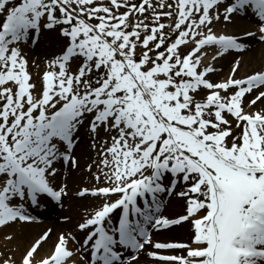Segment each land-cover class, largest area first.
<instances>
[{"label":"rangeland","instance_id":"374dc122","mask_svg":"<svg viewBox=\"0 0 264 264\" xmlns=\"http://www.w3.org/2000/svg\"><path fill=\"white\" fill-rule=\"evenodd\" d=\"M18 1L0 0V146L6 148L0 151V183L34 181L57 192L56 181L65 174L55 172L67 167L66 145L43 135L65 102L77 145L86 132L98 154L81 170L86 179L58 194L63 222L72 221L69 233L96 219L144 179L160 186L153 195L163 197L157 222L174 210L181 217L200 209L202 218L177 217V223L159 230L151 225L153 236L134 264H172L184 256L185 263L242 264L229 233L238 224L246 234L250 220H264L259 215H264V118H255L264 78H255L253 89L218 86L215 77L230 70L236 52L220 49L218 60L202 71L182 45L190 46L217 28L233 35L232 24L238 29L252 21L239 13L223 18L222 8L212 2L194 8L192 0H142L139 6L140 0H61L58 7L55 0ZM178 6L197 19L196 28L190 13ZM256 45H241V57L258 49ZM29 53L43 58L30 61ZM182 69L201 84L189 83L194 80ZM181 77L185 79H177ZM100 95L110 99L101 100ZM204 104L221 111L206 127L200 117ZM256 128L263 140L257 153L250 140ZM167 180L179 181L178 187L168 190ZM218 182L223 190L215 189ZM74 198L88 205L75 220L69 204ZM15 200L0 196L4 222H17ZM180 224L196 228L199 239L186 243L160 237ZM160 252L163 259H155Z\"/></svg>","mask_w":264,"mask_h":264},{"label":"bare ground","instance_id":"6f19581e","mask_svg":"<svg viewBox=\"0 0 264 264\" xmlns=\"http://www.w3.org/2000/svg\"><path fill=\"white\" fill-rule=\"evenodd\" d=\"M249 19L253 21L251 18ZM234 25L235 24H232L234 31L232 32L233 35L231 36H236V39H240V45L246 46L247 49H252L253 45L256 43L254 41V38L250 36L253 31V26H240L237 29V27L234 28ZM53 34L54 33L50 35L48 34V36L52 37ZM218 36L219 33L217 31L212 32L211 37L217 38ZM256 46L255 47L258 49L254 48V51L252 53H249L248 56H237V58H240L239 61L241 63L237 71H234L235 68L233 67V64L237 62V60H235L228 72L220 73L215 77V79H218V81H222L223 79L227 80L228 78H230V76H233L234 78H236V80L242 81L241 83L243 84L250 81V78L252 77H264V43H258ZM47 54L48 53L44 52L43 55ZM43 55L38 54V57H36L33 53H29L30 61H35V59L42 60ZM216 55L217 50L204 51V49L201 48L198 57H202L201 62H211ZM247 73L250 74L248 76H245V74ZM256 106L255 118H264V94L262 95V98L256 101ZM246 120L250 121L248 119ZM258 130V128L254 129L253 132H257L254 135L252 133V136L250 138V140L252 141L253 149L256 153L260 152V143L263 141L262 136L257 134ZM82 134H84L86 139L82 138V144L80 143L79 146H77L74 153L76 165L72 161L68 168L64 171L67 178L64 180L61 179L62 177L57 179L59 185H66L68 189L69 187H74V182L81 181L83 178H85L84 175H80L81 170L84 169V167H87V164L94 163L97 160L98 154L93 152L95 144L89 141L86 132H82ZM112 149L115 150V148ZM145 185L148 187V189L150 188L148 184ZM130 195L131 193H127V197L123 199V203L126 207L130 206L128 203V200L131 197ZM71 201L70 206L73 209L74 215H72V218L75 220L77 219L80 210L82 209L84 211L88 208V205L84 203L85 201L83 199L79 198H74ZM174 202L177 203V206L180 209H183V206L181 205L179 200L175 199ZM174 212V215H172L171 212L168 213V215H171L169 218L161 219L160 225L164 226L170 221H175V219L179 217V215H181L179 213V210H174ZM62 216V211H60L58 207H51L39 215V219L37 218L38 221H35L30 225L14 227L13 225L5 226L1 225L0 223V234L2 233V237L0 238V264H71V261L77 257L76 254H73L74 249L70 250V253L66 254V257H64L63 251L60 248L56 247L59 241L58 238L60 234L66 229L67 231H69V229L72 228L70 227L72 226V221L68 224H65L61 220ZM180 220L182 221L183 219ZM180 225V227L172 229L169 233L163 232L160 237H165L166 240L176 239L175 242L184 241L186 243H192L199 239L196 228L194 229L190 225V227L187 225ZM130 226V223H125L124 225L125 233L128 236H130V233H132ZM261 230L263 229L261 228ZM236 234L238 233H236L235 226H233L229 235L232 237ZM253 234L255 233H251V235ZM242 238L243 239L237 237L232 241L234 246L239 250L243 246V243L245 244L244 237ZM248 244L249 243H246V245ZM155 246H157V244ZM161 256L162 253L160 252L158 253V256L155 255L154 258L160 259ZM183 258H185V256ZM183 258L173 261L172 264H185L187 258ZM244 262V264L260 263L258 262L256 256H251L250 258L246 257L244 258ZM261 263L264 264V262ZM153 264H170V261L160 263L155 262ZM187 264L195 263L188 262Z\"/></svg>","mask_w":264,"mask_h":264}]
</instances>
